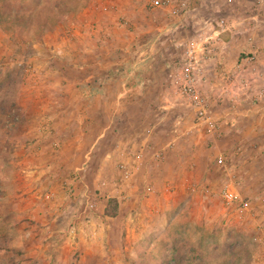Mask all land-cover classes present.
I'll use <instances>...</instances> for the list:
<instances>
[{
  "label": "rangeland",
  "instance_id": "374dc122",
  "mask_svg": "<svg viewBox=\"0 0 264 264\" xmlns=\"http://www.w3.org/2000/svg\"><path fill=\"white\" fill-rule=\"evenodd\" d=\"M178 1L0 0V264H264V0Z\"/></svg>",
  "mask_w": 264,
  "mask_h": 264
},
{
  "label": "built area",
  "instance_id": "2783aa9c",
  "mask_svg": "<svg viewBox=\"0 0 264 264\" xmlns=\"http://www.w3.org/2000/svg\"><path fill=\"white\" fill-rule=\"evenodd\" d=\"M148 6L150 8H162L164 6L163 0H147ZM188 10V0H179L177 8L172 12L174 16H178L180 13H184ZM181 23L177 22L175 29L180 26ZM218 29H215L212 32L213 37L218 38L224 31L228 30V24L224 20H220L217 24ZM211 38V37H210ZM210 38H206L207 41ZM192 42L190 44L191 48L193 47ZM186 48L184 52L183 63L179 69V72L175 74V84L178 95L183 98L188 106L196 109V116L199 123H212L210 116L206 112V105L204 103V98L200 93V89L197 87L198 76L200 73V63L204 61V58L200 59L193 49ZM213 124V123H212ZM141 154L135 156V161L140 160ZM219 164L222 163V160L218 161ZM147 194L152 192L151 187L146 188ZM221 197L226 204H231L236 201V194L229 188L224 187L221 192Z\"/></svg>",
  "mask_w": 264,
  "mask_h": 264
},
{
  "label": "crops",
  "instance_id": "0c3cea01",
  "mask_svg": "<svg viewBox=\"0 0 264 264\" xmlns=\"http://www.w3.org/2000/svg\"><path fill=\"white\" fill-rule=\"evenodd\" d=\"M126 57V59H124ZM125 57H122V58H120L119 59V57H117L116 56V58L113 60V62L111 63L112 64V66H115V65H117V66H119V65H121V64H123V63H125V62H128L129 60V57L130 56H125ZM148 59V61H149V66L147 67V68H149L150 69V71L149 72H151V70H152V68L150 67L151 65H152V63H153V60L155 59V56L153 57V58H150V57H148L147 58ZM133 60V59H132ZM92 61L94 62V65H95V69H96V73H97V75H100L103 79H101V83H100V85L97 87V91L99 92V94H97L98 96H100V98H102V96H103V94H105V89L107 88L106 87V85L110 82V79H108L107 77L106 78H104V74H106L105 72H106V70H104V69H106V66H102L101 65V63H102V60H99L98 59V57H94V58H92ZM143 61H145V60H143ZM132 62V61H131ZM125 64H127V63H125ZM148 64V63H147ZM146 64V65H147ZM87 67H88V65L87 66H83V67H81L80 69V71H83V72H85V70L87 69ZM108 68V67H107ZM130 68V67H129ZM128 68V69H129ZM147 68H145V70L147 69ZM113 71V70H112ZM108 72V71H107ZM86 73V72H85ZM109 73V75L111 74V76L114 74L115 75V73H112V72H108ZM133 74V73H132ZM240 75V74H239ZM241 76V75H240ZM111 78V77H110ZM108 79V81L109 82H107V81H105V80H107ZM102 82H103V84H102ZM105 82H107V83H105ZM132 85L133 86H131V84H129V83H127V86H126V90H124V92L125 93H129V92H131L132 90L134 91V92H142V90L144 91V92H150V90H151V87H148L146 84H141V85H138L137 83H132ZM143 85H146V86H143ZM99 102H101V103H103V100L102 99H99ZM115 105H116V107L119 105V102H115ZM111 107H113V106H111ZM110 107V108H111ZM264 109V108H263ZM116 114V112L114 113V115ZM119 118H113L112 120H108L106 123V125L107 126H110L113 122H115L116 124L118 123V120ZM101 129V131H100V134L94 139V141H95V143H94V145H96V144H98L100 141H105V128L104 127H102V128H100ZM81 135V134H80ZM82 136V135H81ZM115 138H117L116 137V133L113 135ZM121 136V135H120ZM107 139V138H106ZM81 140V139H80ZM141 153V152H140ZM113 154V153H112ZM136 155H138V153L136 154ZM152 188V187H151ZM153 192H154V190H153V188H152V192L151 193H148L149 195H151V194H153Z\"/></svg>",
  "mask_w": 264,
  "mask_h": 264
},
{
  "label": "trees",
  "instance_id": "16d2710c",
  "mask_svg": "<svg viewBox=\"0 0 264 264\" xmlns=\"http://www.w3.org/2000/svg\"><path fill=\"white\" fill-rule=\"evenodd\" d=\"M118 205H117V202L114 200V199H109L104 207V210H103V214L106 216V217H109V218H113V217H116L117 215V212H118ZM166 250L170 253V252H173V253H176L177 254V248L174 244H169L166 248ZM177 260H178V257H177ZM164 258H161V263L160 264H164Z\"/></svg>",
  "mask_w": 264,
  "mask_h": 264
}]
</instances>
